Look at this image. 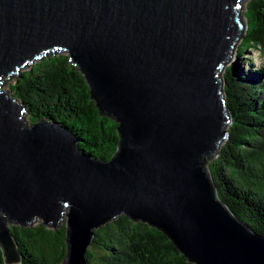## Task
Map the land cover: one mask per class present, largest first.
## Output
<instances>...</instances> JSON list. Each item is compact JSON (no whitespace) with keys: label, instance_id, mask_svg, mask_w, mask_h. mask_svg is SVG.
Wrapping results in <instances>:
<instances>
[{"label":"water","instance_id":"95a60500","mask_svg":"<svg viewBox=\"0 0 264 264\" xmlns=\"http://www.w3.org/2000/svg\"><path fill=\"white\" fill-rule=\"evenodd\" d=\"M241 0H0V249L10 225L64 220L61 264H87L95 229L124 214L162 231L193 264H264V236L216 191L209 163L232 115L219 72L242 29ZM54 50L117 123L108 159L49 118L28 119L5 77Z\"/></svg>","mask_w":264,"mask_h":264},{"label":"trees","instance_id":"16d2710c","mask_svg":"<svg viewBox=\"0 0 264 264\" xmlns=\"http://www.w3.org/2000/svg\"><path fill=\"white\" fill-rule=\"evenodd\" d=\"M242 13L245 21L240 18L237 39L241 42L233 48L245 62H229L219 72L232 124L209 169L228 208L264 236V65L256 67L248 53L255 47L264 56V0H248ZM59 52L31 64L10 85L11 90L23 101L31 122L52 119L71 130L85 153L108 159L117 148V123L99 112L84 76L67 53ZM10 228L20 264H61L66 252L65 223L56 229L42 222ZM85 257L87 264H193L162 231L124 214L95 229ZM0 264H5L1 249Z\"/></svg>","mask_w":264,"mask_h":264},{"label":"rangeland","instance_id":"374dc122","mask_svg":"<svg viewBox=\"0 0 264 264\" xmlns=\"http://www.w3.org/2000/svg\"><path fill=\"white\" fill-rule=\"evenodd\" d=\"M248 0H241V4H240V7H239V12H241V19L243 21H245V17L243 15V11L245 10V5L247 4ZM241 42V40L239 39L236 44H235V47L237 45H239V43ZM236 48H233L232 50V53H233V56H230V59L228 61L229 62H232V61H235L236 63H242V62H245L244 60L240 59V58H237L236 55H235V50ZM59 51L61 50H54V51H51L49 53H47V55L49 54H55V53H60ZM62 52H65V51H62ZM66 53V52H65ZM248 53H249V57H251L253 59V62H254V65H256V67H260L262 65H264V56L262 54H260L259 52V49L258 48H255V47H252V48H249L248 49ZM38 59H36L33 63L37 62ZM32 63V64H33ZM228 65V64H226ZM225 65V66H226ZM224 66V67H225ZM31 68V64H28V65H25L24 67H22L19 72L16 74L14 73L13 75L11 76H8V77H5L4 80L2 81L1 83V89L2 90H5V91H8L9 95L12 94L11 92V87L10 85H13L15 82H16V79L21 75L22 72H25L27 70H29ZM221 72H223V69L221 70ZM213 162V161H211ZM210 171V169H209ZM210 174H211V171H210ZM212 178L214 179V176L211 174ZM215 181V179H214ZM217 184V183H216ZM216 191H218V193L220 194V188L219 186L217 185L216 187ZM38 222H42L40 219H35L33 222H31L29 225H36ZM61 223H64V220L61 222ZM48 228H52V227H49L47 226Z\"/></svg>","mask_w":264,"mask_h":264},{"label":"clouds","instance_id":"9594fccd","mask_svg":"<svg viewBox=\"0 0 264 264\" xmlns=\"http://www.w3.org/2000/svg\"><path fill=\"white\" fill-rule=\"evenodd\" d=\"M228 64V63H227Z\"/></svg>","mask_w":264,"mask_h":264}]
</instances>
